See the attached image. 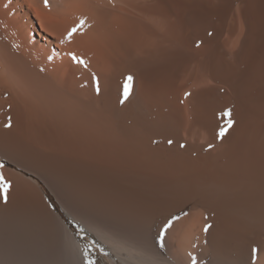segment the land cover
Masks as SVG:
<instances>
[{
  "label": "bare ground",
  "instance_id": "1",
  "mask_svg": "<svg viewBox=\"0 0 264 264\" xmlns=\"http://www.w3.org/2000/svg\"><path fill=\"white\" fill-rule=\"evenodd\" d=\"M0 162V264H83L47 189L95 264H264V0H0Z\"/></svg>",
  "mask_w": 264,
  "mask_h": 264
},
{
  "label": "snow or ice",
  "instance_id": "2",
  "mask_svg": "<svg viewBox=\"0 0 264 264\" xmlns=\"http://www.w3.org/2000/svg\"><path fill=\"white\" fill-rule=\"evenodd\" d=\"M85 24H86V20L84 18H81L80 21H79V24L77 26L73 27L71 30H69V32L67 33V36L65 38L68 39V40H71L73 35L78 30H81L84 27ZM69 56L71 57L73 62L81 64V65H84L85 67L87 66L86 61H84L80 57H77L75 53H71L70 52ZM49 59H52V57L50 56ZM132 81H133V77L131 75H129L127 77V85L128 86L125 89V98H127L128 94H129V89H130V86L132 84ZM97 91H98V89H97ZM226 114L230 115V113H226ZM233 123H234V121L229 119L228 122H227V127L230 128L233 125ZM11 126H12L11 125V120H9V122L7 124H5V127L6 128H10ZM226 131H227V128H222L218 135L222 138L225 135ZM169 143H172V141H169ZM209 147H211V145ZM0 168H3V162H0ZM9 187H10V181H7L5 179L3 173L0 172V188H2L3 191L6 193L8 191V189H9ZM4 199H5V201L7 200V196L6 195H5ZM205 231H207V228L205 229ZM80 232L83 233L84 229L81 228ZM163 246L164 245L161 242L160 247H163ZM96 247H97V242L96 241H89L88 243H86L84 245V247H83V249L81 251L83 264H95V259L90 254V252H91V250L93 248H96ZM99 251L103 255H108V253H106L102 247L99 248ZM252 251H253V253H255L257 251V249L254 248ZM188 257L190 259V264H201V262L198 260L197 256L194 255L193 253L189 252L188 253Z\"/></svg>",
  "mask_w": 264,
  "mask_h": 264
},
{
  "label": "rangeland",
  "instance_id": "3",
  "mask_svg": "<svg viewBox=\"0 0 264 264\" xmlns=\"http://www.w3.org/2000/svg\"><path fill=\"white\" fill-rule=\"evenodd\" d=\"M10 167L16 169V167L14 165L11 164H7ZM23 173H25V171H23ZM28 176L33 177L34 180H38V178L36 179V177L34 175H30L29 173H25ZM45 187V186H44ZM46 188V187H45ZM44 188V189H45ZM47 189V188H46ZM45 189V190H46ZM46 193L50 199V201L52 202V204L55 206V208L61 212V214L67 219L68 223L70 224V226L73 228V230L75 231L76 235L78 236V238L83 242V243H88L89 241H92L91 237L88 235V233H86V231L84 230L83 233L80 232V227L79 225L71 218L68 216V214H66L65 210H63V208L60 206L59 202H57L55 196L47 189ZM95 252H97V248H93Z\"/></svg>",
  "mask_w": 264,
  "mask_h": 264
}]
</instances>
